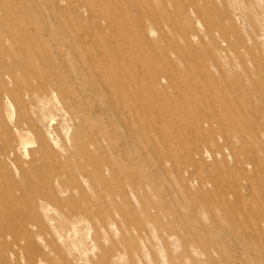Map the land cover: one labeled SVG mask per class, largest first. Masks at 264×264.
<instances>
[{"label": "rangeland", "instance_id": "374dc122", "mask_svg": "<svg viewBox=\"0 0 264 264\" xmlns=\"http://www.w3.org/2000/svg\"><path fill=\"white\" fill-rule=\"evenodd\" d=\"M55 41L115 66L62 67ZM5 72L0 158L16 110L53 153L0 169V264H264V0H0Z\"/></svg>", "mask_w": 264, "mask_h": 264}, {"label": "bare ground", "instance_id": "6f19581e", "mask_svg": "<svg viewBox=\"0 0 264 264\" xmlns=\"http://www.w3.org/2000/svg\"><path fill=\"white\" fill-rule=\"evenodd\" d=\"M84 1V0H83ZM90 1V0H88ZM86 2V1H85ZM59 11V10H58ZM82 17V16H81ZM78 18V17H77ZM80 19H75V23L70 25L68 27V30H74V27H80V23H79ZM111 22L110 24H112L114 21H109ZM197 23V22H196ZM96 25V24H95ZM108 25V24H107ZM106 25V26H107ZM175 25V24H174ZM89 27V26H88ZM97 27V26H96ZM104 27V26H103ZM100 28V27H99ZM116 28V27H115ZM91 29V28H90ZM109 29V28H108ZM78 30V29H77ZM81 30V28H80ZM94 30V28H93ZM103 30V29H102ZM88 31V30H86ZM64 32V31H63ZM86 33V32H84ZM87 34V33H86ZM90 34V33H89ZM93 35V34H92ZM91 36V35H90ZM95 38V37H94ZM83 39V38H82ZM97 39V38H96ZM95 39V40H96ZM90 40V39H89ZM80 42V40H79ZM76 42L77 44H79V46L75 45L74 41L71 43H67L64 44L63 46L58 43V42H54L53 47L55 49V57L57 59V62L60 66H64V64H69L72 66V64L74 63L75 60L81 59L83 62L82 64H85L88 68L92 67L93 69L98 67L99 64L102 62H104V67H108V68H113L115 66V62L113 60H111L112 58L109 57L111 55V52H113L112 48L109 46H106L105 44L100 43L99 41H95L92 50H88L86 49L83 44ZM64 43V42H63ZM108 43V42H107ZM31 49H41L40 52H37L41 58L40 62L44 64V62L46 63L47 66H49L50 64L54 65L55 63L50 61L49 57L47 56L46 50H45V45H42L41 43H37L34 46L30 47ZM116 51V50H115ZM114 51V52H115ZM117 52V51H116ZM92 53V54H91ZM118 53V52H117ZM115 53V54H117ZM114 54V53H113ZM119 54V53H118ZM116 56V55H115ZM118 57V55H117ZM116 57V58H117ZM118 60V59H117ZM119 61V60H118ZM56 62V63H57ZM12 66H14L16 69H21L26 65V62L24 60H20L19 58L15 59L12 61L11 63ZM45 65V64H44ZM113 66V67H112ZM117 67V66H116ZM115 67V70H116ZM117 71V70H116ZM86 75V74H85ZM16 77V76H15ZM6 79V83H4L3 79ZM89 78V77H88ZM15 79V78H14ZM100 84H102L103 87L108 88L109 90H119V89H125V87L123 86L122 83L120 82H116L115 80H109V79H105L102 81H99ZM120 83V84H119ZM7 84V85H6ZM10 84V86L8 85ZM124 88H123V87ZM26 94H28V91H24ZM128 93V91H127ZM30 96V95H27ZM30 98V97H29ZM21 99V95L19 93V90L16 86L15 83L12 82L10 75L8 73H3L0 74V106H4L5 108V112L10 114V117L12 114H15L12 111V107H15V103L20 102ZM22 101V100H21ZM41 102V101H40ZM130 107V106H129ZM39 111H43V107H41L39 109ZM66 111V110H65ZM17 114L19 116V118H17V116H15L13 122H12V127H11V132L16 136L17 138V142L16 144L13 146L10 145V148H8L7 153H11L13 155V157H4L3 159L0 158V169H2L4 176L9 177V171L13 170L16 171L17 169L19 170V167H21L16 159V153L18 150L21 149L22 152V156L27 157L28 154L25 150V145L27 144V146H29L28 144H31V146L34 148L33 152H35L36 154H45L47 155L46 157L49 158L50 155H52V151H51V146H49L46 142L42 143L40 142V140L37 138L36 140H31L28 141L24 139L27 131L26 129H31V128H36L37 127V121L35 120H31L30 122H32V124L29 122H26L25 120L22 121V118L26 117L25 113H21L20 111H17ZM11 120V119H10ZM8 120V121H10ZM4 121V120H3ZM53 122V120H52ZM6 123V122H5ZM23 124L26 125L24 128ZM6 125V124H5ZM50 126V125H49ZM4 128V124L2 122V120H0V128ZM9 127V126H8ZM147 128V127H146ZM3 130V129H2ZM4 131V130H3ZM0 135H5V136H10V134L6 135L5 133L0 134ZM29 136V135H27ZM1 137V136H0ZM43 137V136H42ZM13 138V137H12ZM41 138V137H40ZM4 139V138H3ZM9 139V138H8ZM8 141V140H7ZM9 142V141H8ZM53 142V141H52ZM53 145L55 147H58L56 142H53ZM62 147H65L64 144H61ZM8 146V145H7ZM13 147V148H12ZM5 149V148H4ZM3 150V149H2ZM1 150V151H2ZM96 151V150H95ZM99 151V150H98ZM3 153V151H2ZM19 153V152H18ZM92 154V153H91ZM2 155V154H1ZM15 156V157H14ZM18 158V157H17ZM20 160V159H19ZM38 161V159H36L35 157H31L30 158V162H35ZM50 161V160H49ZM48 161V162H49ZM40 164V163H39ZM41 166V164H40ZM12 172V171H11ZM14 174V173H13ZM11 176V175H10ZM11 178V177H10ZM12 179V178H11ZM9 180V179H8ZM5 251V250H4ZM11 254V253H10ZM2 255H4L2 253ZM8 256V255H7ZM3 259V257H2ZM8 261V260H7ZM2 262V261H1Z\"/></svg>", "mask_w": 264, "mask_h": 264}]
</instances>
